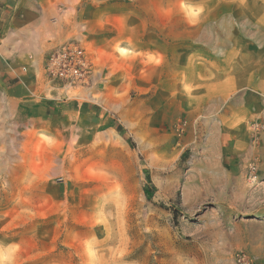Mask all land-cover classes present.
<instances>
[{"label":"rangeland","instance_id":"374dc122","mask_svg":"<svg viewBox=\"0 0 264 264\" xmlns=\"http://www.w3.org/2000/svg\"><path fill=\"white\" fill-rule=\"evenodd\" d=\"M63 33L99 55L69 95L36 65ZM261 42L264 0H0V264H264ZM219 74L244 176L210 136Z\"/></svg>","mask_w":264,"mask_h":264},{"label":"crops","instance_id":"0c3cea01","mask_svg":"<svg viewBox=\"0 0 264 264\" xmlns=\"http://www.w3.org/2000/svg\"><path fill=\"white\" fill-rule=\"evenodd\" d=\"M66 35V33H63L61 36H57L56 38L54 37L55 41L53 40L52 42H47L48 46L46 50L50 49L55 44V42H60L61 40H63ZM17 41V44H19L20 41ZM255 48L257 59L256 68L252 72L250 78L248 77V79L251 81L253 80L256 89L255 91L257 92V98H259L260 96H264V42L257 43ZM158 49L160 53L164 55V61L159 67L160 73H163L166 77L168 58L167 43L160 44ZM46 50H43L40 60H38L36 63V65L40 69H42L43 67L42 59L44 53H46ZM207 55L208 58H210V53H207ZM181 68L182 69L179 70L181 73L185 69L188 75L191 74L189 75V78L195 80L196 78L194 77V75L198 73V70H200V65L196 63L190 64L188 63V61H186L181 64ZM208 69L210 70L211 68H209L208 66ZM205 74L207 76L211 75L209 71H206ZM235 78L236 80H240L241 76L238 74V76L235 75ZM225 79V75L217 77L215 79L216 81H213V85L218 86L220 84L219 88L217 90H213V88L211 87L212 84H209L204 90V92L201 94V99L204 100L206 103L211 102L218 107H216V109L214 110L215 116L210 119L212 123V130L217 129L218 131H212L210 136H213L216 140H218L219 145L221 146V157L231 168L230 174L232 176H244L245 170L241 166V163L242 160L245 158V149L249 145L248 133L245 127H243L239 122H237V118L241 114L240 108L235 106L234 102H227V98L231 96V93L233 91L227 89V81H225ZM20 80H23L24 83H28V85L30 84V88L33 87L32 85H35V80L33 79L32 75L21 77ZM260 165L262 168V172H260L259 175L264 176V160H261Z\"/></svg>","mask_w":264,"mask_h":264},{"label":"built area","instance_id":"2783aa9c","mask_svg":"<svg viewBox=\"0 0 264 264\" xmlns=\"http://www.w3.org/2000/svg\"><path fill=\"white\" fill-rule=\"evenodd\" d=\"M98 59V50L91 41L77 35H66L60 42H55L44 55V84L48 90L57 89L62 95H69L89 84ZM253 170V175L257 178L256 167ZM238 261L247 264L246 254L239 256Z\"/></svg>","mask_w":264,"mask_h":264}]
</instances>
